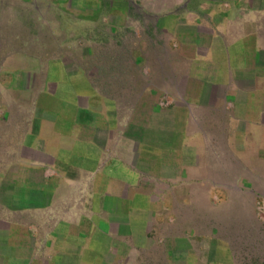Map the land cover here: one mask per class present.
I'll return each instance as SVG.
<instances>
[{"label":"rangeland","instance_id":"1","mask_svg":"<svg viewBox=\"0 0 264 264\" xmlns=\"http://www.w3.org/2000/svg\"><path fill=\"white\" fill-rule=\"evenodd\" d=\"M0 264H264V0H0Z\"/></svg>","mask_w":264,"mask_h":264},{"label":"crops","instance_id":"2","mask_svg":"<svg viewBox=\"0 0 264 264\" xmlns=\"http://www.w3.org/2000/svg\"><path fill=\"white\" fill-rule=\"evenodd\" d=\"M52 78L50 83L55 86V94H62L63 100H65V104H70L71 106L77 108L76 119L78 124L80 125V130L74 129L72 132H81V136L78 137V140H74L68 137L63 132H70V130L62 129L60 125L53 124L52 127H44L40 130L43 135L42 140L43 143H46V139L48 138L51 142V145H33V148H50V149H58L52 154V151L48 153L54 157L57 155H62L65 151L64 148L71 149V147H76V149H88L97 147L98 144V134L102 131L107 132L106 139H109V134L114 132V129L111 128V120L110 117L114 116L116 113L115 110V101L110 97L105 95H100L98 88H96L92 81L86 79L82 74L78 72L73 75H67L65 72L60 73L59 77ZM108 119V120H107ZM104 125L108 128L103 129ZM63 134H62V133ZM60 133V134H58ZM91 138V140H89ZM113 138V136H112ZM35 142H40L35 139ZM125 145H123L124 147ZM32 147V146H31ZM83 162L80 161V165L75 164V169H79L83 171L81 164ZM93 164V162H92ZM78 170V171H79Z\"/></svg>","mask_w":264,"mask_h":264}]
</instances>
